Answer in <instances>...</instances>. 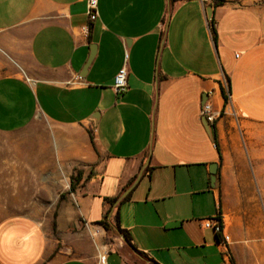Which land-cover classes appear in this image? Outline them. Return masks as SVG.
<instances>
[{
	"label": "crops",
	"instance_id": "crops-1",
	"mask_svg": "<svg viewBox=\"0 0 264 264\" xmlns=\"http://www.w3.org/2000/svg\"><path fill=\"white\" fill-rule=\"evenodd\" d=\"M0 49V135L33 133L30 175L81 172L50 227L0 220V264H264V6L0 0ZM116 213L129 244L98 225Z\"/></svg>",
	"mask_w": 264,
	"mask_h": 264
},
{
	"label": "rangeland",
	"instance_id": "rangeland-1",
	"mask_svg": "<svg viewBox=\"0 0 264 264\" xmlns=\"http://www.w3.org/2000/svg\"><path fill=\"white\" fill-rule=\"evenodd\" d=\"M233 1L239 5L250 3L264 6V0ZM24 60L30 64L26 54ZM17 70V65L0 49V77L13 74ZM258 136H264V131ZM33 137L32 132L0 135V220L24 216L41 226L50 227L54 224L61 202L69 195V186H66L67 181L63 177L38 173L37 161L34 163V173L30 175L29 162L24 160V155L26 140ZM255 148L264 152V143L257 144ZM14 150H18L17 156ZM258 211L264 218V208L260 207ZM107 236L110 240L117 235L108 233Z\"/></svg>",
	"mask_w": 264,
	"mask_h": 264
},
{
	"label": "built area",
	"instance_id": "built-area-1",
	"mask_svg": "<svg viewBox=\"0 0 264 264\" xmlns=\"http://www.w3.org/2000/svg\"><path fill=\"white\" fill-rule=\"evenodd\" d=\"M87 8H88L89 20L91 22L95 21L97 19V0H87ZM83 29L85 31L87 30L86 27ZM126 78H127V69L125 66H123L114 77L113 90L116 95H120L125 92L127 87ZM220 86L224 89L229 101L228 83L225 78L222 80ZM223 114H224L223 111H215L210 102L204 103L199 112L200 117L204 119L211 128L215 126L216 122L223 116ZM203 227L205 229H210L214 231V233L217 235H221L222 233L221 217L219 215H216L212 218L203 220Z\"/></svg>",
	"mask_w": 264,
	"mask_h": 264
},
{
	"label": "trees",
	"instance_id": "trees-1",
	"mask_svg": "<svg viewBox=\"0 0 264 264\" xmlns=\"http://www.w3.org/2000/svg\"><path fill=\"white\" fill-rule=\"evenodd\" d=\"M211 2H212L214 7H218V6H222L225 3V0H211ZM212 30H213V39L215 41L216 38H215V34H214V29H212ZM226 80L228 83V79H226ZM220 93H221V96L223 98L224 103L226 104L228 102V97H227L224 89L221 86H220ZM80 180H81V172L80 171H77L75 175H72L70 177V187H69V191H68L69 193L74 191L75 187L78 185ZM114 201H115V199L110 200L109 202L112 203ZM98 225L101 226L107 234L113 233L114 235H117V236L121 235L125 239L126 243L129 244L130 237H129L128 233L120 227L118 213L115 214V216L112 218L111 222H109L105 216L103 218V220L98 223ZM217 237L219 240H221L220 235H217Z\"/></svg>",
	"mask_w": 264,
	"mask_h": 264
},
{
	"label": "water",
	"instance_id": "water-1",
	"mask_svg": "<svg viewBox=\"0 0 264 264\" xmlns=\"http://www.w3.org/2000/svg\"><path fill=\"white\" fill-rule=\"evenodd\" d=\"M208 14L211 15V7L208 8ZM206 123H207V122H206ZM207 126H208L209 130L212 131V130H211V127L209 126L208 123H207ZM214 172H215V171H213L212 173L214 174ZM119 237L122 238V239L125 241V239H124L121 235H119Z\"/></svg>",
	"mask_w": 264,
	"mask_h": 264
}]
</instances>
